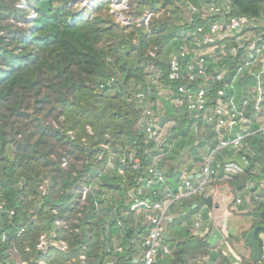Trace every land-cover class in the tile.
Returning a JSON list of instances; mask_svg holds the SVG:
<instances>
[{"label": "trees", "instance_id": "16d2710c", "mask_svg": "<svg viewBox=\"0 0 264 264\" xmlns=\"http://www.w3.org/2000/svg\"><path fill=\"white\" fill-rule=\"evenodd\" d=\"M18 1L0 0V197L7 208L16 207L13 220L19 225L29 220L27 211L22 208L23 204H29L27 197L39 194L38 189L33 190V185L48 179L50 191L49 196L43 197L45 206L38 213L40 219L44 218L42 214H47L44 213L46 206L58 201L55 199H60L59 210L65 220L68 218L63 238L69 244V253L66 256L55 253L54 264H66L67 259L80 254L85 255L86 264H137L134 257L144 249L142 238L148 228L122 204L120 197L125 187H122L121 179L116 175H102L104 189L109 193L112 191L113 197L103 199L98 195L97 207L92 195L88 198V206L83 205L72 188L88 184L94 177L95 167L100 165L95 159L100 144L107 142L134 150L144 147V107L135 95L147 93L146 71L151 67L160 71L159 82L163 89L168 84L177 86V81L169 78V55L183 45L187 31L205 23L206 17L200 10L206 0H130L128 14L136 20L122 27L108 13V2L99 1L91 15L84 16L72 7L75 0H24L34 17L27 20L28 26H23L18 23L28 15L24 14V7L17 6ZM228 1L231 15L258 14L264 8V0ZM189 4L197 11L191 13L187 8ZM161 8L163 14L158 16ZM148 10L152 12L148 25L139 23L137 20ZM149 52L155 55L151 56ZM112 77L114 82L108 85L107 81ZM254 82V78L249 77L245 85L252 86ZM46 107H49L46 114L56 111L64 117L66 129L61 132L59 128L41 123L36 115ZM30 109L33 111L29 112ZM164 111V120L175 121L170 132L176 141L175 148L163 163L167 167L164 176L170 188L177 191V182L171 180L170 173L187 165L195 154L194 149L197 146L204 148L214 138V133L208 130L195 145L188 136L186 121L171 107L165 106ZM29 124L35 130L25 134ZM21 133L22 138L17 139ZM59 135L73 149L84 150L82 165L75 172L68 165L63 167L48 160L46 138ZM11 144L15 148L13 157L7 151ZM226 155L231 161H247L244 173L226 183L233 193L245 194L246 186L251 184L250 191L263 193L250 215L251 228L264 224V189L259 187L264 181V132H255L245 140L243 150L236 154L226 152ZM42 162L55 165L53 172L41 171ZM146 165L149 161L135 172L127 171V185L143 176ZM35 172L39 173V179L31 176ZM21 195L23 199L19 200ZM116 200H119L116 210L126 225L122 241L126 248L123 253H107L106 242L117 228L105 211L113 208ZM203 204L207 206L206 217L212 207V198L207 193L204 197L193 195L183 201L180 210H173L176 214L168 221L167 236L161 239L156 264H197V259L203 256H209V259L202 264H234L221 250L213 251L217 245L213 236H198L191 232V218ZM72 219L74 222H69ZM2 220L13 235V227L6 223L5 217ZM42 225L37 226V230ZM262 232L264 230H259L255 236L261 246L260 261H253L250 247V258H241L236 264H264L259 239ZM245 235L246 232L243 238ZM132 238H135L134 242L130 241Z\"/></svg>", "mask_w": 264, "mask_h": 264}, {"label": "built area", "instance_id": "2783aa9c", "mask_svg": "<svg viewBox=\"0 0 264 264\" xmlns=\"http://www.w3.org/2000/svg\"><path fill=\"white\" fill-rule=\"evenodd\" d=\"M187 8L191 13L197 11L191 4ZM200 12L206 17L205 23L187 31L183 45L169 55V78L177 81V86L168 84L163 89L159 82L160 71L155 69L153 84L156 88L155 97H152L156 101L155 109L147 106L149 90L135 95L144 107V147L134 150L105 142L96 148L95 159L101 169L94 171V177L104 174L121 179V185L125 187L120 197L122 204L129 212L140 216L148 228V233L142 238L144 249L137 264H156L171 208L177 204L181 206L184 199L193 195L204 197L207 187L226 183L244 173L245 161H231L227 159L226 152L236 154L243 150L249 136L257 131L264 132V8L258 14L231 15L228 0H206ZM151 17L152 12L146 11L137 21L148 25ZM189 20H192L190 16ZM149 53L155 55L154 52ZM249 77L255 80L252 86L245 85ZM113 82L112 77L107 84ZM165 106L171 107L186 121L193 144L204 138L208 130L214 133V138L205 145L208 149L204 152L195 148L189 163L176 172L177 191L167 184L163 172L165 158L175 148L176 142L170 132L175 121L164 120ZM146 161L149 165H146L143 176L136 177L133 184L127 185V171L139 170ZM66 165L64 161L62 166ZM251 186H246L245 195L235 198L234 202L240 204L246 200L250 207H254L263 198V193L250 191ZM95 187L94 180H91L88 184L73 187L72 192L85 206H88L90 195L96 207L99 205L98 195L103 199L113 197L105 189L100 193ZM259 187L264 189V181L259 183ZM38 190V196H28L29 204L22 205L29 220L19 225L13 220L17 214L16 207L7 208L0 197V245L3 247L0 264H54L55 253H64V256L69 253V244L63 238L68 225L59 210L62 203L55 199L58 201L46 206L44 213L47 214H42L44 218L41 220L38 213L45 206L43 197L49 194V180H43ZM209 195L212 196L211 193ZM22 199L23 196H19V200ZM116 201L113 208L105 211L117 228L106 242L107 253H123L126 248L122 242L126 225L116 210L119 200ZM206 208L204 204L200 206L193 222L195 230L202 229L201 211ZM212 208L207 211L209 220L213 218ZM230 210L225 206L218 225L221 241L228 236L226 226ZM3 217L13 227V235L6 229ZM40 225L42 228L37 230ZM130 241L134 242L135 238ZM218 250H221L219 244L213 248L215 252ZM65 263L86 264V257L80 254Z\"/></svg>", "mask_w": 264, "mask_h": 264}, {"label": "rangeland", "instance_id": "374dc122", "mask_svg": "<svg viewBox=\"0 0 264 264\" xmlns=\"http://www.w3.org/2000/svg\"><path fill=\"white\" fill-rule=\"evenodd\" d=\"M99 1L108 2V4H109L108 13L112 16L114 22L116 24L120 25L121 27L126 26L132 20H136L133 17L129 16V14H128V8H129L128 4H129L130 0H125V1L123 0L122 2H121V0H97V1L96 0L95 1L94 0H75L72 3V7L76 10V12H82V14L84 16H90L91 13L93 12L94 7L96 6V4ZM124 5H125V7H124ZM17 6L24 7V10H25L24 14L28 15L26 18H24V20L19 21L18 24L23 25V26H28L27 20L34 17V16H31L33 13L28 11V9L30 7H27L24 0H19L17 2ZM184 13H185V11H184ZM161 14H163V8L160 9L158 16ZM185 16H187L186 13H185ZM155 69L156 68L151 67V68L147 69V71H146L148 75H147V79H146L145 83H146V85L149 86L148 90L150 91L147 93V99H146L147 100V106H153L156 103V101L154 99H152V97H155L154 96V91H155L154 89L156 88V85L153 86L154 85L153 79L155 78V72H154ZM151 86H153L154 88L153 87L151 88ZM41 89H42V91L44 90V88H41ZM48 110H49V107H46L39 114L36 115L38 118H40L41 123L45 126H53V127L59 128L61 130V132L63 131L64 128L66 129L67 124L65 122L64 117L56 111H53L51 114H46V113H48ZM32 111H33V109L29 110V112H32ZM138 124H139V121H137V128H139ZM34 130H35L34 127L29 124L28 127L25 129V134H28L29 132L34 131ZM36 136L34 138H36ZM16 138L21 139L22 133L17 135ZM37 138H38V136H37ZM46 140L49 143L48 150H47L48 154H49L48 160H50L51 162H55L56 165L58 163H60L61 166L64 163V161H66L68 168H71L72 171H74V170L76 171L78 168L81 167L82 162L84 160L82 158V154H83L84 150H83V152H81L79 150V148H77V147L73 149L70 145L65 143L66 142L65 138L62 135L55 136V137L47 136ZM7 151L9 153V155L11 157H13L15 154L14 144H11L10 146H8ZM42 151H44V150L42 149ZM182 156H185V154H182ZM54 167H55V165H53V164L52 165L51 164L46 165L45 162H42L40 164L41 171L46 172V174L50 173L51 171L53 172L52 168H54ZM95 168H96L95 170L101 169L100 165L95 167ZM31 176H33L34 179L35 178L39 179L37 177H39L40 175H39V173L37 174V172H35ZM31 176H28V178H31ZM33 177H32V179H33ZM92 180H94L96 190L99 192H102L101 190L104 189V186H103L104 177L96 176V177H93ZM19 182L21 185L23 184L22 179ZM38 184H39V182H36L33 185V186H35L33 188V190L38 189V186H39ZM221 185L222 184H218L217 187H215V186L207 187L206 191L208 190L210 193H212V191L216 190V188L218 189ZM220 191H221V189H220ZM51 192H53V190ZM110 194H113V192L111 191V193H109V195ZM69 222H74V219L70 220Z\"/></svg>", "mask_w": 264, "mask_h": 264}, {"label": "crops", "instance_id": "0c3cea01", "mask_svg": "<svg viewBox=\"0 0 264 264\" xmlns=\"http://www.w3.org/2000/svg\"><path fill=\"white\" fill-rule=\"evenodd\" d=\"M197 147L203 150L204 152L205 150L208 149V146H204V148H201L200 146ZM245 163H247V161H245ZM166 169L167 167L164 165L163 167L164 173ZM170 178L172 181H176L178 183V175L176 174V172L170 173ZM215 187H217V185ZM207 194L208 195L210 194L208 190H207ZM211 194H212L211 198L213 202L212 203L213 208L211 207L213 218L209 220L207 218V214L205 217L204 212L206 209H203L201 211L202 212L201 221L203 227L201 230H195L193 222L196 220V214L200 211L199 208L191 218L192 221L190 225L191 232L198 236H205L206 234H210V236H213L215 239V243L220 245L221 251H223L227 257L233 260L234 264H236V262H239L241 258L248 260L251 255V249L250 246L246 243L245 238H243V234L245 232L247 233L251 229L253 222L250 214L253 207H250V205L246 200H243L242 203L240 204L235 203L234 202L235 198L243 197L245 194L236 193V192L233 193L228 183H222V185L218 189L216 188V190L212 191ZM225 206H228L231 210L227 219V226H226V232L228 236L225 240L221 241L220 230L218 228V225ZM180 207L181 206L177 204L171 208L169 221L172 220V218L175 216L176 211L180 210ZM193 207H196V204H193ZM211 208L208 210H211ZM173 210H176L174 214H173ZM136 217H137V221L142 222L143 224L144 221L140 218V216L136 215ZM259 239L262 242L263 257H264V232L259 234ZM141 253L138 254L136 257H134L135 263L140 258ZM208 259L209 256H203L202 258L197 259L196 262L197 264H202V262H207Z\"/></svg>", "mask_w": 264, "mask_h": 264}, {"label": "water", "instance_id": "95a60500", "mask_svg": "<svg viewBox=\"0 0 264 264\" xmlns=\"http://www.w3.org/2000/svg\"><path fill=\"white\" fill-rule=\"evenodd\" d=\"M259 230H264V224L254 225L245 235L246 243L252 248V259L255 263L259 262L261 259L260 242L255 238ZM164 236H166V234H164Z\"/></svg>", "mask_w": 264, "mask_h": 264}, {"label": "bare ground", "instance_id": "6f19581e", "mask_svg": "<svg viewBox=\"0 0 264 264\" xmlns=\"http://www.w3.org/2000/svg\"><path fill=\"white\" fill-rule=\"evenodd\" d=\"M123 0H121V2H122ZM125 1V0H124Z\"/></svg>", "mask_w": 264, "mask_h": 264}]
</instances>
